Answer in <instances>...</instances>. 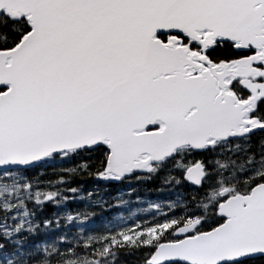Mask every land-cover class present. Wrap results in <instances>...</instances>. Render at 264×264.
Instances as JSON below:
<instances>
[{
  "label": "snow or ice",
  "instance_id": "6c2138e0",
  "mask_svg": "<svg viewBox=\"0 0 264 264\" xmlns=\"http://www.w3.org/2000/svg\"><path fill=\"white\" fill-rule=\"evenodd\" d=\"M126 257L264 264V0H0V264Z\"/></svg>",
  "mask_w": 264,
  "mask_h": 264
},
{
  "label": "trees",
  "instance_id": "16d2710c",
  "mask_svg": "<svg viewBox=\"0 0 264 264\" xmlns=\"http://www.w3.org/2000/svg\"><path fill=\"white\" fill-rule=\"evenodd\" d=\"M56 165H53L55 167ZM69 166V165H65ZM47 171V178L48 179H57V177H54L51 173V170L48 169ZM50 175V176H49ZM67 178V177H65ZM132 181L130 183H124L121 185H104L99 181H94L87 179L86 177H77L75 180L71 181V184L73 187H80L82 189L81 195L85 196L88 190H95L100 193V195L105 199L111 202L112 210H104L100 208H94L90 209V211H94L96 213H104L103 218H110V213L119 214L123 213V209L120 206H114L113 200L115 195H119L122 193H125L127 191H132L133 189L136 190V192H142L144 197L149 198L151 196H155L154 190L160 186V180L159 178L151 181H142V182H135ZM139 194V193H138ZM156 196H161L159 193ZM85 204L81 202H70L68 204V209H81L85 210ZM117 209H122L121 211H116ZM49 213L54 211V209L49 208L47 210ZM93 226H96V218L92 221L91 227L95 228ZM135 264V258L134 257H126L122 258L121 264Z\"/></svg>",
  "mask_w": 264,
  "mask_h": 264
},
{
  "label": "rangeland",
  "instance_id": "374dc122",
  "mask_svg": "<svg viewBox=\"0 0 264 264\" xmlns=\"http://www.w3.org/2000/svg\"><path fill=\"white\" fill-rule=\"evenodd\" d=\"M47 177L48 176H45L44 175L42 177V179L43 180H49ZM57 179H58V177H57ZM158 188H156V189H158ZM155 190H154L155 196H151L149 198H146V197L143 196V194H141L142 192H138L139 194L137 193L135 196L132 197V199H133L134 203H136V204L139 205V208H145V209H147V208H149L148 201H154L156 203H160L161 200L163 199L162 196H156L158 194V192L155 191ZM130 192L131 191H127L125 193H122V194H119V195H115L114 196V200H113L114 206H120V207H122L123 213H119V214L110 213V218H103L104 213H96L95 214V217H96V226H93V227H95L96 229L102 228L104 225L108 224V222L110 220H115V218L118 215H128L127 208H126V206H124V205L121 204L120 198H123L124 200H127L129 198L128 195H127V193H130ZM132 210L133 211H137L138 209L134 207ZM152 210H154V209H152Z\"/></svg>",
  "mask_w": 264,
  "mask_h": 264
}]
</instances>
